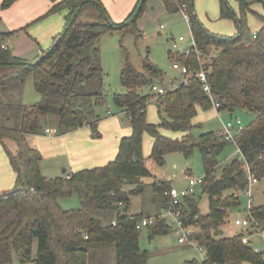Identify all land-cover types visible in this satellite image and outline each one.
Listing matches in <instances>:
<instances>
[{
    "label": "trees",
    "instance_id": "16d2710c",
    "mask_svg": "<svg viewBox=\"0 0 264 264\" xmlns=\"http://www.w3.org/2000/svg\"><path fill=\"white\" fill-rule=\"evenodd\" d=\"M16 1L2 0L0 10L10 8ZM49 1L50 8L39 20L65 12L64 27L49 48L34 59L14 56L5 46V40L14 32H0V68L11 69L0 75V145L16 177L14 189L0 194V264H11L13 256L20 264H90V249L106 246L113 248L114 264H146L148 253L140 247L136 225L151 215L143 211L129 213L131 197L143 192L141 180L150 175L142 154L144 133L151 139L149 158L160 167L167 154L180 152L187 158L195 149L199 152L203 178L198 187L208 198L204 214L194 194L180 198L172 209L170 198L164 194L171 186L165 181L151 183L156 215L151 217L152 224L145 227L148 239L169 232L171 223L159 212L170 209L178 213L182 227L194 230L187 236L189 246L193 244L204 252L202 261L185 264H264V253L242 243L241 234L225 237L224 232L220 233L228 223L229 211L240 206V197L247 189L246 167L258 182L264 180V14L257 15L260 28L254 33H250L245 18L250 5L259 0H236L238 16L226 0H219L220 19L234 21L236 31L232 36L208 31L197 18L194 0H161L167 13L184 10L189 18L194 46L187 53L168 55L172 63L187 69L186 83L179 82L163 96L143 95L141 89L151 88L155 84L151 77L161 71L144 62L146 73L139 72L125 53L120 72L123 92L113 94L112 103L124 112L130 134L121 137L115 158L104 166L57 178L42 175L41 154L28 145L26 136L43 132L46 116L57 119L55 132L59 135L89 127L93 138L100 136L97 124L102 117L95 109L104 105L105 98L101 93L86 92V83L100 68L84 50L107 31L141 37L137 21L148 0H137L121 23L111 20L100 0ZM86 5L97 10L99 22L79 21ZM67 65L70 68L65 70ZM201 69L207 70V84L219 115L226 112L232 119V113L239 111L251 117L242 123L243 129L236 136L240 158L222 168L219 156L233 143L211 131L192 135L199 126L194 123L198 109L213 108L196 77ZM28 78L39 99L25 106L18 97ZM83 100L90 101L88 108L83 109L78 103ZM151 100L158 110V123H149L146 118ZM8 141L14 143V153L9 151ZM127 185L133 188H125ZM71 196H76L78 208L63 209L59 200ZM122 206L125 209L120 211ZM96 211L115 215L105 225L94 217ZM249 213L257 225L252 228L264 232V205L251 206Z\"/></svg>",
    "mask_w": 264,
    "mask_h": 264
},
{
    "label": "rangeland",
    "instance_id": "374dc122",
    "mask_svg": "<svg viewBox=\"0 0 264 264\" xmlns=\"http://www.w3.org/2000/svg\"><path fill=\"white\" fill-rule=\"evenodd\" d=\"M226 2L238 16L239 8L236 0H226ZM194 8L198 20L208 31L221 36L234 35L236 31L234 21L231 19H220L219 0H194ZM249 9L250 11H247L245 16L246 24L250 33H254L260 28L257 15L264 14V0L254 2L250 5ZM79 21L97 23L100 21L99 13L92 5H86L81 11ZM161 24L164 26V29L159 28ZM35 27L37 28L39 26ZM63 27L64 23L58 33L63 30ZM137 28L141 33V37L139 38H136L129 32L123 33L119 30L107 31L93 44L92 47L97 49L96 52L92 51V47L84 50V53L91 57L94 63L100 68V70L86 83V92L90 94L101 93L104 96V105L95 109L103 119L106 118V111L108 110L118 115L112 103V95L123 92L120 72L123 67V57L125 53L128 55L131 64L139 72L146 73V69L143 67L144 62L156 66L161 71V74L152 76V81L153 83L165 87L166 90L172 88L170 80H179V82L182 80L180 72L172 68V62L168 59L169 53H174V50H172L173 40L178 44L180 53L192 46L193 43L190 25L185 21L182 13L169 14L164 9L161 0H148L145 4L142 16L137 21ZM38 29L42 32L41 27ZM179 37H183L184 41L179 43ZM14 40L17 42L16 45H14ZM41 40L42 41L35 39L38 43L37 45L33 40V36L29 33V29H27V34L22 33L18 39L11 38L9 41L6 39L5 44H8L7 46L9 48H20L21 51L32 60L37 57L41 51H45L49 48L52 42L51 37H41ZM10 70L9 67H1L0 75L7 74ZM150 92L149 86H145L141 89L143 95H147ZM34 93L32 80L28 78L26 80L23 97L28 102H32L35 99ZM153 100H155V98H153ZM153 100H151L147 107L146 118L149 123H158V110ZM78 103L83 109L88 108L90 105V101L88 100H83ZM122 116L124 120L123 125L127 126V120L124 115ZM235 118L240 119L243 124L251 119V117H247L244 113L239 111L232 113L231 119L229 113L223 112L219 115L214 108L207 111L198 109L194 123L199 126L193 129L192 135L197 137L199 134L209 131L216 133L217 131H221L224 124ZM42 123L50 129L54 128L57 130V119L54 116H46ZM169 134L173 135L172 133ZM149 142V135L144 133L142 136V154L145 159V166L150 175L141 180L144 184L143 192L131 197L129 213L133 214L143 211L144 214L151 215L149 218H153V216L156 215V211L151 202V183L157 181L168 182L171 180L172 187L181 191L187 187L188 175L195 179L203 178V168L199 152L196 149L187 158L180 152L167 154L165 156L164 165L160 167L149 158L151 150ZM7 145L9 151L14 153L16 150L14 143L8 141ZM0 149L2 151V148ZM236 158H240L236 145L228 144L219 156V167H224ZM43 175L46 176L45 171H43ZM125 188L129 189L133 188V186L127 185ZM251 193V206L264 204V180L252 186ZM194 196L198 199L200 212L204 214L208 209L207 196L201 193V189L198 186L195 188ZM59 205L65 210H70L78 208L79 203L76 196H71L60 199ZM247 206L248 197L242 195L240 197V206L229 211L228 223L224 228L223 235L225 237H230L233 234H243L244 237L248 238V246L251 249L264 253V234L262 232H256L250 229V234L245 229L242 230V227L234 225V220L236 218L244 219L246 217ZM159 214L160 217H163L162 215L164 213L162 211L159 212ZM93 215L100 219L103 224L107 225L113 220L115 213L96 211ZM175 230L178 231L176 225L172 223L171 229L169 230L170 232L156 236L153 239H148L147 229L145 227L140 229V247L148 253L146 264H185L187 261L196 260L200 262L204 259V252H199L198 247L189 246L188 243H178V239L182 234H176ZM36 246L37 242L34 241L33 255L36 253ZM112 249L111 246L90 249V264H114V253ZM13 259L15 261L17 258L13 256Z\"/></svg>",
    "mask_w": 264,
    "mask_h": 264
},
{
    "label": "crops",
    "instance_id": "0c3cea01",
    "mask_svg": "<svg viewBox=\"0 0 264 264\" xmlns=\"http://www.w3.org/2000/svg\"><path fill=\"white\" fill-rule=\"evenodd\" d=\"M1 1L2 0H0V3ZM100 1L114 23L123 22L137 2V0ZM50 6L51 3L49 0H17L10 8L3 11L0 10V32H14L11 38L18 39L22 33L27 34V29H29V33L33 36V40L37 45L38 43L35 39L42 41L41 37H51L53 40V38L59 34L58 31L64 23L63 18L65 12L39 20V18L48 11ZM35 26L39 27L36 28ZM40 27L42 28V32L38 29ZM10 39L7 40L9 41ZM14 43V45H16L17 42L14 40ZM7 45L8 44H5V46L9 48ZM10 49L12 50V54L20 59L28 61L31 59L28 58L29 56H26L20 48L14 49L12 47ZM178 83L179 80H170V84L172 85L171 89L175 88ZM154 85L163 87L156 83ZM25 86L26 82L22 88L21 95L18 97V101H20L22 105L29 106L37 102L39 96L35 92L34 101L28 102L23 97ZM116 114L118 115H115L111 110L106 111V118H102L97 124V130L100 134L97 138L91 136L89 127H82L63 135H59L57 132L54 134H47L45 130L50 128L45 127L41 133L27 135L26 140L28 145L41 154L42 160L40 163V170L42 175L43 171H45L46 176L43 175L44 177H63L71 172L104 166L112 161L117 154L119 140L121 137L130 134L129 125H123L124 120L122 115H124V112L117 110ZM52 130L56 131L54 128H52ZM149 144L151 146V139ZM0 152V194H2L14 189L16 177L9 165L6 154L3 152V148L2 151L0 149ZM167 183L172 187L171 180ZM261 205L264 204H260L259 206ZM237 219L240 218H236L235 220ZM242 230H244V228H242ZM245 230L250 233V228ZM241 235L243 236V234ZM247 241L248 244V238ZM16 260L14 261L13 259L11 264H19L18 260Z\"/></svg>",
    "mask_w": 264,
    "mask_h": 264
},
{
    "label": "built area",
    "instance_id": "2783aa9c",
    "mask_svg": "<svg viewBox=\"0 0 264 264\" xmlns=\"http://www.w3.org/2000/svg\"><path fill=\"white\" fill-rule=\"evenodd\" d=\"M181 13L183 15V18L185 19L186 22L189 23V18L188 16L184 13V10H181ZM164 26L160 25V29H163ZM184 38L183 37H179L178 38V42H183ZM194 46V42L192 43V46ZM189 47V48H190ZM188 48V49H189ZM188 49L184 50L183 52L187 53ZM172 50H174V52H179V48H178V44L173 40L172 42ZM181 52V53H183ZM172 68L174 70H178L181 74L182 80L180 82L182 83H186L187 77H188V73H187V69L181 65H179L178 63H172ZM196 77L200 80V82L203 84V91L206 93V95L209 97V100L211 101V105L214 109L218 108V104L216 103V101L214 100V98L211 95V91H210V87L207 84V70L205 69H201L199 72L196 73ZM150 91L152 94H154L156 97L158 96H163L167 90L163 87L157 86V85H152L150 88ZM243 129V124L239 119H233L230 120L229 122H227L226 124H224L222 126L221 131H217V137L223 138L225 141L236 144V136L238 133H240ZM45 133L47 134H54L55 131L52 129H46ZM246 173H247V181H248V186L246 191L244 192L243 195H245L246 197H248V206H247V215L244 219H237L234 221V224L236 226H240L244 229H253L252 227L256 228L257 225L255 224L253 218L251 217L249 211L251 208V188L252 186L256 185L258 183V181L253 177V175L251 174V172L249 171V169L246 167ZM201 183V179H195L193 177H188V183H187V187L181 191L176 190L175 188H170L168 191H166L164 194L165 196L169 197L171 200L170 206L172 207V209L174 208V206L176 204L179 203V199L189 196V195H193L194 191H195V187L198 186ZM163 217L167 218L169 220V222L172 224L174 223L178 229L175 230L176 234L181 233L182 236L178 239V242L180 244L183 243H189L187 240V236L191 233L194 232V230L190 227V228H184L181 225V222L178 220V213H174L172 210H166L163 214ZM153 222L152 218L149 219H142L139 223H137L136 225V229L140 230L141 228H144L146 226L151 225ZM254 230V229H253ZM257 232H260V230L257 229ZM264 234V232H262ZM247 238L243 237L242 239V243L247 244ZM192 246H194L193 244H190ZM199 252H203V250L201 248H198ZM258 252V251H255Z\"/></svg>",
    "mask_w": 264,
    "mask_h": 264
},
{
    "label": "water",
    "instance_id": "95a60500",
    "mask_svg": "<svg viewBox=\"0 0 264 264\" xmlns=\"http://www.w3.org/2000/svg\"><path fill=\"white\" fill-rule=\"evenodd\" d=\"M70 68V65H67L65 70H68ZM125 208L124 206L121 207L120 211H123ZM170 232V231H169ZM220 233H222V231H220Z\"/></svg>",
    "mask_w": 264,
    "mask_h": 264
}]
</instances>
